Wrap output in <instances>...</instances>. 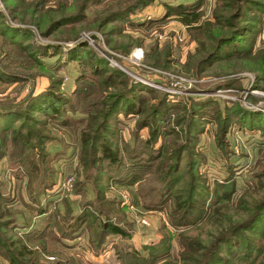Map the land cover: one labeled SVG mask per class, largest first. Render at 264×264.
Segmentation results:
<instances>
[{"label": "rangeland", "instance_id": "1", "mask_svg": "<svg viewBox=\"0 0 264 264\" xmlns=\"http://www.w3.org/2000/svg\"><path fill=\"white\" fill-rule=\"evenodd\" d=\"M0 264H264V0H0Z\"/></svg>", "mask_w": 264, "mask_h": 264}, {"label": "trees", "instance_id": "2", "mask_svg": "<svg viewBox=\"0 0 264 264\" xmlns=\"http://www.w3.org/2000/svg\"><path fill=\"white\" fill-rule=\"evenodd\" d=\"M167 7H169V6H167ZM176 12H177V14H184V13H186V9H184V6H182V5H180V4H178L177 6H176ZM186 16V15H185ZM191 18L190 19H185L183 16V18H181V20L182 21H184V22H191V21H195V19H196V14L195 13H192L191 15ZM234 36V35H233ZM232 39V36H230V37H228V38H223V39H220V41L218 42V45L216 46V48L209 54V60H211V59H213V57H216V54H217V48H219L220 46H222V45H225L226 43H228L230 40ZM40 183V182H39ZM44 184V185H43ZM49 186V182L46 184V183H42V185H40V184H38L35 188H37V194L38 193H40L42 190H43V187L44 186ZM34 201V200H33ZM80 219V218H79ZM77 220V219H76ZM75 221V220H74ZM76 222V221H75ZM77 223V222H76ZM72 233H73V231H72ZM97 239H98V237H97Z\"/></svg>", "mask_w": 264, "mask_h": 264}, {"label": "built area", "instance_id": "3", "mask_svg": "<svg viewBox=\"0 0 264 264\" xmlns=\"http://www.w3.org/2000/svg\"><path fill=\"white\" fill-rule=\"evenodd\" d=\"M137 52H138V51H137ZM137 52H136V55L138 54ZM135 58H136V57H135ZM66 189H67V190L69 189V184H67Z\"/></svg>", "mask_w": 264, "mask_h": 264}]
</instances>
